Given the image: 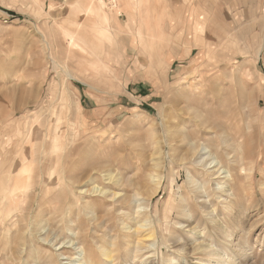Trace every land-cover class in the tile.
Instances as JSON below:
<instances>
[{"label":"rangeland","instance_id":"1","mask_svg":"<svg viewBox=\"0 0 264 264\" xmlns=\"http://www.w3.org/2000/svg\"><path fill=\"white\" fill-rule=\"evenodd\" d=\"M115 1L121 6L114 8L111 0L93 1L109 14L103 19L88 12L90 0H0V163H30L37 166L32 171L38 177L47 164L55 176L50 185L38 189L30 206L22 202L18 209L10 207L8 214L6 180L0 179V264H55L52 255L58 258L56 263L78 264L81 244L86 249L83 257L93 259L92 264H109L94 242L89 244L94 225L85 221V214L93 208L91 198L82 203L89 207L78 210L73 205L68 210L76 209L84 218L75 219L69 228H55L51 221L54 196L76 187L71 184L66 190L64 178L80 181L84 189L109 188L105 177L109 172L144 184L143 200L155 186L154 177L163 176L161 192L152 195L150 203L147 199L139 203V198L136 204L141 205L135 204L142 214L139 220H128L134 226L142 219L153 221L157 232L139 248L131 243L134 238L119 240V226L109 227L105 244L111 250L123 247L121 253L115 248L113 264H264V0H138L134 22L123 10L128 1ZM191 9L196 22L187 16ZM179 13H184L183 23ZM94 19L102 33L94 30ZM194 22L195 29L201 28L198 37L188 30L182 33ZM66 34H75L82 47L70 46ZM139 84L154 95L141 97ZM218 119L226 130L222 135L234 140L228 148L232 155L246 156L253 148L241 162L244 172L228 184L232 198L212 191L216 180L210 181L182 159L186 147L182 138L189 130L206 132L203 142L221 157V135L216 134L220 127L206 123ZM32 132L39 135V144L31 154H23ZM200 182L205 185L202 195L196 190ZM181 202L193 217L190 222L199 231L207 230L196 243L210 247L196 250V255L189 246L176 243L181 238L186 243L195 240L177 223L185 220L177 212ZM212 216L227 232L215 228ZM76 232H88L82 238L85 243L84 233L79 237ZM171 237L176 242L169 243ZM217 250L222 256L213 262Z\"/></svg>","mask_w":264,"mask_h":264},{"label":"bare ground","instance_id":"2","mask_svg":"<svg viewBox=\"0 0 264 264\" xmlns=\"http://www.w3.org/2000/svg\"><path fill=\"white\" fill-rule=\"evenodd\" d=\"M94 0H90V2L87 4L88 8L87 10L89 9L88 12H91L93 14H97L99 17L105 19L106 16L108 17L109 19V14L107 12H104L103 11V8L100 7V5L97 3L95 4L93 2ZM112 1V5L113 7H117L118 5L115 4V0H111ZM128 3L127 4V7L125 8L124 7V11L126 12L128 18H129V21H132L134 22V17H135V14H136V4L135 3H138V0H127ZM97 2V1H96ZM121 2V1H120ZM139 2H142L141 0ZM121 6V4L119 5ZM118 6V7H119ZM112 8V7H111ZM110 9V8H109ZM120 9V8H119ZM121 10V9H120ZM114 11V10H113ZM117 10H115L116 12ZM119 11V10H118ZM123 11V12H124ZM114 12V13H115ZM121 13V11H120ZM120 13H116V15L120 14ZM118 17V16H117ZM115 18V17H114ZM117 19V18H116ZM115 19V20H116ZM161 22V21H160ZM92 25L94 27V30H96L97 32H103L102 31V26L99 24L98 20L97 19H94L92 20ZM142 23V21L140 22ZM145 23V21H144ZM80 25V24H78ZM143 25V23L141 24ZM79 27V26H78ZM138 27V26H137ZM159 27V26H158ZM141 29H143L141 26H140ZM153 28V27H152ZM151 28V29H152ZM139 29V28H138ZM139 29V30H141ZM150 29V28H149ZM150 29V30H151ZM154 29V28H153ZM138 30V31H139ZM145 31V29H143ZM142 30V32H143ZM152 31V30H151ZM141 32V31H140ZM141 32V33H142ZM153 32V31H152ZM159 32V31H158ZM157 32V33H158ZM70 33V32H69ZM139 33V34H141ZM144 33V32H143ZM143 33L141 35H143ZM149 33V30L147 29V31L144 33V35ZM68 36V43L70 46H78V47H82V45H80L76 39L75 34L73 35H69V34H66ZM143 35V36H144ZM159 35V34H158ZM65 36V37H67ZM160 36V35H159ZM153 38V36H152ZM67 43V44H68ZM76 48V47H75ZM158 58V56H157ZM206 110V109H205ZM218 111V110H216ZM221 117V116H220ZM202 119V118H201ZM205 119V118H204ZM203 119V120H204ZM226 119V118H224ZM219 120V119H218ZM230 120V119H229ZM220 120L219 122L218 121H212V122H208L206 120V123H210L209 125L212 126L213 128L219 126L220 127ZM225 124H226V120L223 121ZM205 123V121H204ZM232 124V123H231ZM230 124V125H231ZM203 126V125H202ZM201 126V127H202ZM207 126V125H206ZM257 127V126H256ZM262 127V126H261ZM207 128V127H206ZM211 128V127H210ZM218 130L216 131V134H220L221 135V140H220V144L223 145V147L221 148V151L222 152H216V153H219L221 155V157H217V154H214V153H211L210 152V149H209V144L208 143H205L203 142V137L207 136V133H199V132H196L194 134V132H189V131H185L184 132V135H183V138L182 140L184 142H186V147L183 149V153H182V159L184 161H186L185 163H188V164H191L192 166L190 167H194L195 168L197 167L198 169L202 170L203 172H205L208 176H209V179L210 181L211 180H216L214 181L215 183V187H212L210 189H212V191L214 190H219L218 192L221 193L220 197L223 196V195H227V196H231L230 198H232V196H234V192L232 190V187H229V183H232L233 181H235L237 179L238 176H240V171L242 172L244 170V168L242 167V163L241 162H245L250 155V152L253 150L252 147H250V149H247V154L246 156H234V154L232 155V153H230V149L228 150V148H231L232 146V143L234 142L233 138H227L226 136H223L222 134H224L226 132V130L224 131L222 127L217 128ZM222 129V131H221ZM225 129V128H224ZM238 129V128H237ZM257 129V128H256ZM256 129H255V134H257L258 132H256ZM198 130V129H197ZM202 130V129H200ZM204 130V128H203ZM202 130V131H203ZM235 130V129H234ZM233 130V131H234ZM258 130V129H257ZM199 131V130H198ZM210 131H208L209 133ZM263 132V131H262ZM237 135V133H236ZM235 135V136H236ZM259 136V134H257ZM39 136L37 133H30V135L28 136L27 135V138L29 141H27V145L24 144V149L22 150L23 154H31L32 152V149H34V147H36L38 144H39V141H40V137H37ZM38 140H37V138ZM239 145H241L240 143H238ZM258 145V144H257ZM37 148V147H36ZM239 148V147H238ZM219 150V148H217ZM241 149V148H240ZM239 149V150H240ZM37 150V149H35ZM258 150V149H257ZM264 151V149L262 150ZM241 152V151H240ZM243 153V152H242ZM263 161V160H262ZM20 164V165H19ZM194 165V166H193ZM239 165L241 167H239ZM34 167H32V164L30 163H25V165H21V163L19 162H1L0 163V179L4 178L6 180V187L8 189V192L7 194L5 195V207H6V210L9 208V211L7 212V214L11 211L10 209L12 208H15V209H18L19 207H21V203L22 202H25L26 201V207H28V203H30L29 201L31 202H34V198H35V195H36V198H37V191L39 188H43L46 184L53 182L55 180V176L53 175V170L52 168L48 167V165L46 164L45 165V168H43V170H41V174H39V177L38 175H33V171L34 169L37 168V166L33 165ZM189 166V165H188ZM185 167V165H184ZM239 167V168H238ZM196 168V169H197ZM60 170L63 169V166L60 165L59 168ZM188 169V168H187ZM195 169V170H196ZM259 170V169H258ZM71 171V170H70ZM197 171V170H196ZM69 172V171H68ZM187 172V171H186ZM190 173V170L188 171ZM244 172V171H243ZM24 174H29L28 176H26L24 178ZM67 174V172L65 173ZM161 174V173H159ZM164 174V173H163ZM192 174V173H191ZM260 174V173H259ZM157 175V174H156ZM189 175V174H188ZM242 175V174H241ZM255 175V174H254ZM34 177L36 178V180H34ZM105 177H106V180H108L106 184L109 185V188L107 187H99V186H91V187H87V189H84L85 186H83V184H81L80 181H75L73 182L72 180L70 179H66L64 178L63 180L65 181V188L66 190L69 189L70 187H72L73 185L76 184V187L71 190V191H68L66 192L65 194H63V196H59V194H57L56 196H54V202L52 201V203L54 204L53 207H52V216H51V221L54 222V227H58V226H61V228L63 229L64 228H69L70 225H74V221L75 219L79 220L80 218L81 219H84L82 218V215L80 214L81 212H79L78 210L80 208H83L84 205H82L83 202H85L88 198H91L93 201V205H92V209L90 211H88L86 214H85V218L87 216V218L85 219V221L89 222V223H92L94 225V233H92L91 236V240L92 242H89L93 244L94 242V246L95 248L98 250H100L101 252V256L104 260H107V263L109 264H113L114 260L115 259V256H114V251L116 249L120 250L119 252L121 253L123 247L122 246H119V247H115L117 246L115 244V248L114 250H111L110 246H107L105 243H107V241L104 239V237L110 235V231L108 232V229L109 227H116L117 229V226H119V233L117 234H121L118 236V238H120L119 240L120 241H123V242H126V241H130L131 238H134L133 241L131 240V243L134 244V246L136 245L137 247H143L142 244H145V241L146 239H150V238H153L155 233L157 232L156 231V227L155 225H151V223L153 222H149L148 219H142L140 221H138L136 224V226L134 225H131L128 220H130V222H132V219H137L139 216H141V212H139V209L135 208V206L137 205L136 203L138 202V199L139 198H142L140 200L139 203H141V201L143 200V196H142V192H144L142 189H143V186L144 184H142L141 182L139 181H136V180H132L131 178H127L126 176L124 175H118V174H113L112 172H109L107 174H105ZM165 177V175H164ZM193 177V176H191ZM254 177V176H253ZM91 178V176H90ZM220 178V179H219ZM163 176L162 175H158L157 177H154V181H155V184L153 183L154 188L152 189V191L150 193H147L145 197V199H147V201L150 203V201L152 200V195H157L159 194V191L161 190V187L163 186ZM242 179V178H241ZM244 179V178H243ZM92 180V179H91ZM189 180V179H188ZM239 180V179H238ZM89 181V179L86 180V182ZM153 181V180H152ZM153 181V182H154ZM198 181V180H197ZM243 181V180H242ZM33 182H35L36 185L33 186ZM85 182V181H84ZM2 183V182H1ZM93 183V182H91ZM211 183V182H210ZM71 184H73L71 186ZM212 184H213V181H212ZM235 184H237L235 182ZM210 185V184H208ZM70 186V187H69ZM207 186V185H206ZM2 187V186H1ZM205 185H202L201 182L200 184H197V187H196V190L197 192H200L203 193L205 192ZM209 189V190H210ZM53 191H54V188H53ZM191 191V190H190ZM235 191V190H234ZM2 192V191H1ZM0 192V193H1ZM161 192V191H160ZM145 194V193H144ZM206 194V193H205ZM40 195V194H39ZM47 195V194H46ZM193 195V194H192ZM202 195V194H201ZM208 195V193L206 194ZM48 196V195H47ZM205 196V195H204ZM209 196V195H208ZM226 196V197H227ZM39 197V196H38ZM46 196H42L41 195V198H43ZM49 197V196H48ZM156 197V196H155ZM188 197V196H187ZM190 197V196H189ZM188 197V198H189ZM193 197V196H192ZM44 198V200H45ZM51 198V197H50ZM187 198V199H188ZM203 198V196H202ZM206 198V197H205ZM1 199V198H0ZM48 200V198H46ZM52 199V198H51ZM144 199V200H145ZM194 199V198H193ZM200 197L199 195L197 196V200H199ZM37 200V199H36ZM44 200H39L40 202L43 201L42 204H44L45 206V203H44ZM85 200V201H84ZM143 200V201H144ZM185 200V199H184ZM189 200H192V199H189ZM208 201V199H206ZM51 201V200H50ZM49 201V203H50ZM89 201V200H88ZM195 201V200H194ZM3 202V200H2ZM0 202V203H2ZM87 202V201H86ZM192 202V201H191ZM143 203V202H142ZM196 203V201H195ZM194 203V204H195ZM35 204V203H34ZM39 204V203H38ZM110 204V205H109ZM136 204V205H135ZM145 205V203H143ZM147 204V203H146ZM193 204V205H194ZM50 205V204H49ZM75 205V207H77L76 209H74L75 211L71 212L70 213L68 212V210L73 206ZM141 204H138L137 206L139 207ZM153 205V204H152ZM30 206V205H29ZM111 206V207H109ZM11 207V208H10ZM86 207H89L86 205ZM142 207V206H141ZM146 207H143L145 208L144 210H146ZM151 207V206H150ZM153 207V206H152ZM174 207H176L174 205ZM47 208V207H46ZM177 212L179 215H183L185 216V220L184 221H180V222H177L178 225H179V228H183L184 227L186 228V231L188 233H190L189 235L191 236V233L193 235H195V240L191 243H186L185 241L182 240V238L180 240H177V242L173 239V238H176L174 236L175 234V230L174 232H171V235L172 233L173 234V238L171 237L172 241H169L170 242H173V240L178 244V245H181L182 247L181 248H185L187 246H189L190 249H193L194 251L196 250H206L207 248L210 247L209 244H206L204 242H199L196 243V241L199 239H202V233L205 234V229H203L202 231H199L200 229H198L197 225H193L190 220L193 218L192 215H190V213L188 212L187 213V208L186 206L184 205L183 202H181V204H179L177 206ZM194 208V207H193ZM149 209V208H148ZM207 209V208H206ZM210 209V208H209ZM5 210V209H4ZM27 210H30L29 208ZM71 210V209H70ZM87 210V209H86ZM212 210V209H211ZM39 211V210H37ZM41 211V210H40ZM43 211V209H42ZM48 211V210H47ZM51 211V210H50ZM150 211V210H149ZM203 211V210H202ZM200 211V212H202ZM209 211V210H207ZM143 212V211H142ZM151 212V211H150ZM153 212V211H152ZM196 212V211H195ZM204 212H205V209H204ZM51 213V212H50ZM209 212H206L204 214H206V216L208 215ZM43 216H44V213H42ZM148 214H150L148 212ZM147 214V215H148ZM192 214V213H191ZM203 214V213H202ZM213 214V213H212ZM81 215V216H80ZM177 215V214H176ZM213 215H216V214H213ZM217 216V215H216ZM3 213H2V220L4 219L3 218ZM152 217V216H151ZM180 217V216H179ZM209 218V216H207ZM182 218V217H181ZM204 218H206L204 216ZM211 218V221L214 222V226L217 230H223V232H227L225 229L226 228H223L220 224H218V221H216L215 219L216 218ZM1 219V218H0ZM150 219V218H149ZM155 219V217H154ZM207 219V218H206ZM139 220V218H138ZM48 221V220H47ZM81 221V220H80ZM127 221V222H126ZM210 221V220H209ZM209 221H208V224H209ZM210 221V222H211ZM237 221V220H236ZM84 222V221H83ZM136 222V221H135ZM187 222V224L185 225L184 223ZM192 222H195V221H192ZM35 223V222H34ZM71 223V224H69ZM85 223V222H84ZM134 223V221H133ZM197 223V222H196ZM199 223V221H198ZM226 223V222H225ZM48 224V223H47ZM154 224V223H153ZM211 224V223H210ZM199 225V224H198ZM202 225V224H201ZM200 225V226H201ZM225 225V224H224ZM36 226V225H35ZM34 226V227H35ZM206 226V225H205ZM212 226V225H211ZM49 227V225H48ZM213 227V226H212ZM37 228V227H36ZM35 228V229H36ZM42 228V227H41ZM201 228V227H200ZM46 229V228H45ZM50 229V228H49ZM54 229V228H53ZM77 229V228H76ZM198 229V230H197ZM43 230V229H42ZM52 230V229H51ZM75 230V229H74ZM81 230V229H80ZM111 230V229H110ZM229 230V229H228ZM46 231V230H45ZM50 231V230H49ZM99 231H102V235L103 236L101 238V241L99 239ZM75 232V231H74ZM73 232V233H74ZM117 232V231H116ZM144 232V233H143ZM186 232V233H187ZM44 233V232H42ZM47 233V232H46ZM77 233V232H76ZM84 233V237H81V240L82 238L85 239V237H87V233L85 235V232ZM83 233H80V234H83ZM52 234V233H51ZM79 234V233H77ZM77 234H74V235H77ZM80 234L77 235L80 237ZM223 234V233H222ZM39 235V234H38ZM115 235V234H114ZM188 235V236H189ZM210 236V234H207ZM225 235V233H224ZM227 235V233H226ZM32 236V235H31ZM51 236V235H50ZM89 236V237H90ZM117 236V235H116ZM187 236V235H186ZM36 237V236H35ZM43 237V236H41ZM49 237V233L47 236L44 237V239L48 240L50 238ZM88 237V238H89ZM111 237V236H109ZM180 237V236H179ZM204 237V236H203ZM208 237V236H207ZM112 238V237H111ZM110 238V239H111ZM146 238V239H145ZM188 238V237H187ZM33 239V238H32ZM35 239V238H34ZM33 239V240H34ZM54 239V238H53ZM68 239V238H67ZM83 239V240H84ZM185 239V238H184ZM204 239V238H203ZM58 240V239H57ZM82 240V243L84 242L85 243V240L83 241ZM90 240V239H89ZM155 240V238H154ZM167 240V239H166ZM182 240V241H181ZM205 240V239H204ZM43 241V240H42ZM78 241V240H76ZM111 241V240H110ZM118 241V240H117ZM34 242V241H33ZM80 242V241H79ZM88 242V241H87ZM113 242V241H111ZM154 241H152L151 244H153ZM174 242V243H175ZM38 243V242H37ZM54 243V242H53ZM81 243V242H80ZM120 243V242H118ZM131 243H126L128 246L132 245ZM210 243V242H209ZM56 244V243H55ZM74 244V243H73ZM108 244V243H107ZM114 244V243H113ZM121 244V243H120ZM125 244V243H123ZM150 244V246H151ZM172 244V243H171ZM170 244V245H171ZM212 244V243H210ZM112 245V244H111ZM147 245V244H145ZM157 245V244H156ZM76 246V245H75ZM91 246V245H90ZM133 246V247H134ZM169 246V245H168ZM173 245H171L172 247ZM177 246V245H176ZM4 249L6 248L5 246H3ZM24 247V246H23ZM27 247V246H26ZM145 247V246H144ZM149 247V246H147ZM174 247V246H173ZM25 248V247H24ZM60 248V247H59ZM89 248H92L89 247ZM94 248V249H95ZM151 248L153 249V247L151 246ZM150 248V249H151ZM170 248V247H169ZM218 248V247H217ZM30 249V248H28ZM33 249V248H32ZM30 249V250H32ZM35 249V248H34ZM77 249H79V251H75L76 253H78V257L76 259L77 262H79L78 264H92V260L93 259H86V255L85 257H83V255L86 253V249L85 247L81 244L80 246L77 247ZM95 249V250H96ZM126 249V247H125ZM149 249V250H150ZM29 250V252L31 253V251ZM96 250V252H98ZM132 249L131 248H128V252H130ZM137 250V249H136ZM222 250V248H221ZM22 251V249H21ZM64 251V250H63ZM61 251V252H63ZM138 251H141V250H138ZM189 251V250H188ZM187 251V252H188ZM223 251V250H222ZM34 252V251H33ZM60 252V251H59ZM70 252V251H69ZM118 252V251H117ZM116 252V253H117ZM184 252V251H183ZM192 252V251H191ZM199 252V251H198ZM197 251L195 252V255L196 253H198ZM203 252V251H202ZM88 253V252H87ZM114 253V254H113ZM123 253V252H122ZM205 253V252H204ZM21 254V253H20ZM62 254V253H60ZM73 254V253H72ZM92 254V253H91ZM128 254V253H127ZM152 254H154L152 252ZM208 254V253H207ZM223 254V253H222ZM28 255V254H27ZM43 255V254H42ZM64 255V254H63ZM93 255V254H92ZM92 255L91 258H92ZM100 255V254H99ZM118 255V253H117ZM116 255V256H117ZM157 255V253H156ZM213 255H215V257L213 258V262H218L219 261V258L221 255V252L220 251H214L213 252ZM212 255V256H213ZM242 255V254H241ZM19 256V255H18ZM24 256V255H23ZM29 256V255H28ZM27 256V257H28ZM32 256V254H31ZM53 256V259L54 261L56 262H59L58 261V258H56V256L54 257ZM69 256V255H68ZM95 256V254L93 255ZM124 256V255H123ZM128 256V255H127ZM126 256V257H127ZM137 256V254H136ZM210 256V255H209ZM211 256V257H212ZM70 257V256H69ZM73 257V256H72ZM71 257V258H72ZM99 257V258H100ZM118 257V256H117ZM210 257V258H211ZM26 258V257H24ZM37 258V257H35ZM51 258V257H50ZM50 258H49V261H50ZM74 258V257H73ZM90 258V257H89ZM94 258V257H93ZM100 258V259H102ZM6 259V258H4ZM9 259V258H8ZM68 259V257H67ZM70 259V258H69ZM118 259V258H117ZM129 259V258H127ZM222 259V257H221ZM220 259V260H221ZM23 260V259H22ZM73 260V259H72ZM103 260V261H104ZM126 260V258H125ZM5 261V260H3ZM17 261V260H15ZM18 261H21V260H18ZM26 261V259H25ZM28 261V260H27ZM40 261V260H39ZM95 261V259H94ZM100 260H98L99 262ZM169 261V260H168ZM30 262V261H29ZM28 262V263H29ZM35 262H36V259H35ZM38 262V261H37ZM55 264H59V263H56ZM97 260L93 263H96ZM224 262V261H223ZM23 263V262H22ZM20 263V264H22ZM25 263V262H24ZM26 263V264H28ZM150 264V262H147ZM145 263V264H147ZM159 263V262H158ZM171 263V262H169ZM36 264V263H35ZM41 264H44V263H41ZM74 264V263H73ZM98 264V263H97ZM99 264H104V263H99ZM160 264V263H159ZM212 264V263H211Z\"/></svg>","mask_w":264,"mask_h":264},{"label":"crops","instance_id":"3","mask_svg":"<svg viewBox=\"0 0 264 264\" xmlns=\"http://www.w3.org/2000/svg\"><path fill=\"white\" fill-rule=\"evenodd\" d=\"M193 12L195 13V10H193ZM190 14V15H189ZM183 15H184V13H179L178 14V18H180V20H182V23H183ZM192 9L189 11V13H188V18H190L191 20H193V21H195L196 22V17L194 16V17H192ZM173 18V17H172ZM173 22V23H172ZM175 22H176V20H175V17L173 18V19H171V23H170V25H172L173 26V29L172 30H174V29H176V26H175ZM195 22H194V25H189V26H185L184 28H183V30H182V33H183V31L184 30H188V31H190V34H191V36L192 37H198V35H196V33H197V31L198 30H201V28H199V29H195ZM203 24H204V22H203ZM141 83V82H140ZM138 87H139V89H141V93H140V96L141 97H143V96H146V97H148V96H153L154 94H152V93H147L146 91H145V89H147V87H145L144 86V84H139L138 85ZM155 98H157L156 97V95L154 96ZM154 98V99H155ZM153 103V102H152ZM152 103H147V104H149V105H151Z\"/></svg>","mask_w":264,"mask_h":264}]
</instances>
